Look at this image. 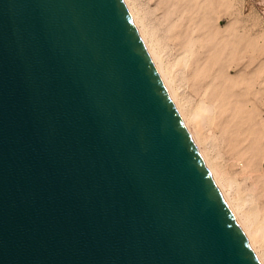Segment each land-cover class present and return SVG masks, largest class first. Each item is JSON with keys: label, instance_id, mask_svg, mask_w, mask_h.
Masks as SVG:
<instances>
[{"label": "water", "instance_id": "obj_1", "mask_svg": "<svg viewBox=\"0 0 264 264\" xmlns=\"http://www.w3.org/2000/svg\"><path fill=\"white\" fill-rule=\"evenodd\" d=\"M0 264H258L122 0H0Z\"/></svg>", "mask_w": 264, "mask_h": 264}, {"label": "bare ground", "instance_id": "obj_2", "mask_svg": "<svg viewBox=\"0 0 264 264\" xmlns=\"http://www.w3.org/2000/svg\"><path fill=\"white\" fill-rule=\"evenodd\" d=\"M130 1L122 0V3L126 9V12L129 18L131 19L133 23L134 29L136 33L138 34V37L142 43V46L146 54L148 55L150 63L152 64L161 84L163 85V88L169 100L171 101L174 109L176 110V113L181 123L183 124L188 136L190 137L192 143L194 144V147L198 155L200 156L206 170L208 171L215 186L218 188L217 190L220 191V196H222V199L224 200L223 202L226 208L228 209V211L230 212L234 220V223L243 233L246 243L249 249L251 250V252L253 253V255L255 256L257 263L264 264V252L261 251V247L264 246V216H262L261 218L259 217V215L253 214L252 212L247 211L250 201L252 200V198L254 199L255 196L252 195V193L250 192L247 194V197L244 199L236 198L235 196H233V194L236 195V193H233L234 191L233 182H229L227 187L224 186L223 184L224 182L223 180H221L217 172V168L215 169L210 163V160L208 157L209 154L207 152L208 150H206L203 147V144L201 142L202 140L207 138L206 136H204L203 138L204 129L207 128V126H210V124L211 125L213 124V126L218 131L221 132L222 137H224V135H228L229 137L228 145L231 147V149L233 148L239 149V153L237 154V157L242 158L244 156H247V163H249L255 157H258L259 155H261L262 152L260 153V151H263L262 150L263 148L261 149L262 143H260V141H261V138H263L264 136L261 137V133H259L255 127V123H254L255 121L253 122V119L256 117L252 115V111H251V115L249 112L247 115H245L244 113H247V112H244L243 107H240L241 103L239 104L238 96H234L232 93H230L232 88L228 86V82H231V81L225 74L226 73L225 68L223 69V65H225V61H226L225 58L223 57L226 54V48H230L231 45L230 47L226 46V43H225L226 41L225 40L223 41V39L220 40L218 43H215V42L213 43L214 39L212 40L213 36H211L209 31L207 34H202V38L200 37L194 38L193 37L194 30L192 29L191 31L192 25L190 26V24H192L193 22V16L187 15V12H186L190 10L188 8L189 6L188 4L184 7L183 10L186 13V16H188L189 24L185 23L183 29H181L182 27L181 25H179V22H178L181 19H183V16H182L183 14L179 16V19L177 18V20L175 21H170V18H171L170 14L173 17V14L176 13L175 11L177 10V8L174 6H172V8L167 7L163 15L165 20L160 21L161 23L165 22L166 24L165 26L164 23H162L164 26L163 34L167 35L168 42L169 41L172 42V44L177 47L178 53H180V55L175 59V62L172 66L173 68L171 67L172 71L174 70L172 73V71H170V66L168 64L169 62H166L167 64H165L163 60V56L165 54H163L164 52L161 51V47H160L161 44L159 40L160 37L158 36L159 37L158 39L154 38V35L156 32L154 28L156 27V23H155V26H153L154 28L149 27L147 25L148 23L145 25L143 22V19L140 20L137 16L139 11L137 12L136 10L137 13L135 12L134 10L135 8L131 6ZM159 1L163 3L162 2L163 0H159ZM186 1H189V0H184L185 4L187 3ZM197 1H201L200 6L204 9L201 12L202 14L200 16V22L198 23L197 21L198 25L195 26V28L197 27L198 29L201 30V29L206 28V23L209 20V12L211 10L209 11L208 0H197ZM166 2H169V3H166L165 5H168V4L171 5L170 3L171 1L167 0ZM189 2L192 3L193 0L192 2L191 0ZM210 2L212 3V1ZM132 5L134 6L133 2H132ZM195 7H196V3H195ZM211 9H212V6H211ZM163 17L162 19H164ZM162 19L160 18L159 20H162ZM196 19H198V17ZM180 23L182 24L183 22L180 21ZM206 31L207 30H205V32ZM238 40L239 42L236 41V43L239 44L240 39L238 38ZM249 42L251 46L252 42L251 41ZM196 44H199L201 47H206V48L201 55H197L194 57V47ZM237 49L239 48L237 47ZM229 51L233 52V50H229ZM228 53L229 52H227V56H228ZM231 56L232 55L230 54V57ZM178 66L182 68H186L189 71V76H188L189 78L188 77L187 78L191 82V88H190L191 94H193V96L195 95L197 98L195 107L191 109V106H190L191 111L189 115L187 114L186 102L185 104L180 103L179 94L177 91L179 90V88L177 89L174 83L176 82L174 79V73H175V78H179L177 79V81L179 82V80L182 77L180 78V76L179 77H176V76L180 75L181 73H184L182 71H185V70H181V72L180 70L176 71V68ZM224 70H225V73H223ZM183 78H184V75H183ZM233 82L235 83V81ZM251 83L252 82H250L249 84ZM245 84H248V83H245ZM178 86H179V83H178ZM234 86H236V84ZM248 86L250 85H246V87ZM245 93H246V88H245ZM260 122L262 123L264 122V120H261ZM215 139L216 137L214 138V142H216ZM232 152L230 153L232 154ZM238 162L239 160L237 161V163ZM239 165H241V163ZM262 210H264V203H263Z\"/></svg>", "mask_w": 264, "mask_h": 264}, {"label": "rangeland", "instance_id": "obj_3", "mask_svg": "<svg viewBox=\"0 0 264 264\" xmlns=\"http://www.w3.org/2000/svg\"><path fill=\"white\" fill-rule=\"evenodd\" d=\"M166 1L167 0H163L162 1L163 3H161V1L159 0H132L130 1L131 2L130 4L133 8H135L134 9L135 12L136 10L137 12L139 11L137 16L140 20L143 19V22L145 25L148 23L147 25L149 27L154 28L153 26H155V23H156V27L154 28V30H156L154 38L158 39L160 37L159 40L161 44L160 45L161 51L164 52L163 54H165L163 56V60L165 64H167L166 62H169L168 64L170 66V71H172L171 67L173 66L175 59L180 55V53H178L177 47L173 45L172 42L170 41L168 42L167 35L163 34L164 26L162 23H164L165 26L166 24L165 22L161 23L160 21L165 20L163 15L165 13L166 8L167 7L172 8V6H174L177 8V10L175 11L176 13L173 14V17L170 14V17H171L170 21H175L177 20V18L179 19V16L183 14L182 15L183 19L184 18L185 19L180 20L183 23L181 24L180 21H178L179 25H181L182 27L181 29H183L185 23L189 24L188 16H186V13L183 10L184 7L188 4L189 5L188 8L190 10L186 12H187V15L193 16L194 24L192 22L190 26L192 25L191 31L192 29L194 30V33H193L194 38L195 37L202 38V34H207L209 31L211 36H213L212 38V40L214 39L213 43L214 42L218 43L220 40L223 39V41L224 40L226 41L225 42L226 46L230 47L231 45L232 48L231 47L226 48V54L223 57L226 60L225 61L226 66L223 65V69L225 68L226 73H225V70L223 73H225L226 76L232 82V83L228 82V86L232 88L230 93H232L234 96H238L239 104L240 103L242 104V105L240 104V107H243V111L247 112V113H244L245 115H247L248 112L251 115V111H252V115L256 117V118L253 117L254 118L253 122L255 121L254 122L255 127L257 131L261 133V137L264 136V133H263L264 132V129H263L264 122L262 123L260 122L261 120H264V0H208L209 11L211 10L209 12V20L206 23V28L201 29V30L198 29L197 27L195 28V26H197L198 23L200 22V16L202 14L201 12L202 10H204L200 6L201 1L193 0L192 2L191 0L192 3H190L189 2L190 0H189V1H186L187 3L185 4L184 0H178V1L168 0V1H171L170 2L171 5L170 4L165 5L166 3H169ZM210 1H212V3ZM132 2L134 3V6L132 5ZM195 3H196V7H195ZM211 6H212V9H211ZM162 17L164 19H162ZM197 17L198 19H196ZM160 18L162 20H159ZM205 30L207 31L205 32ZM238 38L240 39L239 44L236 43V41L239 42ZM249 41H251L252 44L253 43L254 44L253 45L251 44L250 46ZM234 45H236L239 49H237V47ZM205 48L206 47H201L199 44H196L194 47V57L197 55H201L204 52ZM229 50H233V52ZM227 52H229L233 57L231 56L232 57L231 58L229 53L227 56ZM178 70H180V72L181 70H185V71H182L184 73H181L180 75L176 76V77L180 76V78L182 77L179 80V82L177 81V79L179 78H175V73H174V79L177 82V83L176 82L174 83H175L176 88L177 89L179 88V90L177 91L179 94L180 103L185 104L186 102L187 114L189 115L191 109L194 108L196 105L197 98L195 95L193 96V94H191V89H190L191 82L188 80L189 71L186 68H182L180 66L176 68V71ZM183 75H184V78H183ZM233 81H235V83ZM250 82H252L251 83L252 85L249 84ZM178 83H179V86H178ZM245 83H248V84H245ZM235 84L236 86H234ZM246 85H250V86L246 87ZM245 88H246L247 94L245 93ZM190 106H191V109H190ZM258 121L260 122V124ZM204 136H206L207 138H205L201 142L203 144V147L206 150H208L207 152L209 154L208 157H209L210 163L215 169L217 168V172L221 180H223L224 183L223 182L222 183L224 184V186L227 187L229 182H233V185H234L233 193H236V195L233 193L232 194L236 198L244 199L247 197V194L249 192L252 193V195H254L255 197L254 199L252 198V200L250 201L247 211H250L253 214H257L259 215V217L262 218V216H264V210H262L263 203H264V183H263L264 182V141H263L264 137L261 138V141H260V143H262L261 149L263 148L262 149L263 151H260V153L262 152L261 155H259L258 157H255L253 160L247 163V156H244L242 158L237 157V154L239 153V149L237 148L231 149V147L228 145L229 143L228 135H224V137H222L221 132L218 131L213 126V124L212 125L210 124V126H207V128L204 129L203 138ZM215 137H216L215 139L216 142H214ZM222 140L225 142V144ZM230 152H232V154ZM212 154L213 156L215 155L214 158ZM238 160L239 162L237 163ZM240 163L241 165H239ZM216 189L218 188L216 187ZM218 192L220 194L219 190ZM263 249H264V246L261 247L262 252H264Z\"/></svg>", "mask_w": 264, "mask_h": 264}]
</instances>
